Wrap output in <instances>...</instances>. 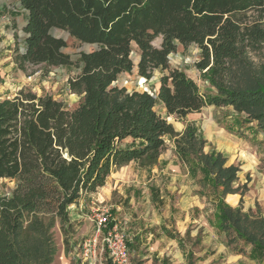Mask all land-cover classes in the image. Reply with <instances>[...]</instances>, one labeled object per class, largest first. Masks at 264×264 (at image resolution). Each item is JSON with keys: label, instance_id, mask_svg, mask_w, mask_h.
I'll list each match as a JSON object with an SVG mask.
<instances>
[{"label": "trees", "instance_id": "16d2710c", "mask_svg": "<svg viewBox=\"0 0 264 264\" xmlns=\"http://www.w3.org/2000/svg\"><path fill=\"white\" fill-rule=\"evenodd\" d=\"M19 3L26 24L23 50L15 49L13 57L17 68L73 65L53 29L93 49L80 53L79 72L67 80L71 92L83 95L73 110L29 90L0 100V180L14 181L10 193L0 195V264H52L54 227L66 251L75 231L70 207L131 162L155 165L168 139L190 176L208 190L209 222L224 234L226 245L264 262V215L258 206L255 212L243 209L248 188L247 182L237 184L238 166L227 164L220 152H204L205 141L194 126L180 134L154 110L159 102L167 115L183 119L207 106L231 107L244 116L236 125L255 123L250 130L264 134V0ZM158 37L159 48L152 44ZM178 44L200 50L195 66L205 71L215 93H201L183 71L169 68L168 56ZM133 46L139 52L136 66ZM249 52L261 55L260 61L249 68L248 79H238L231 68ZM134 67L146 81L157 69L163 73L154 95L113 85ZM229 194L240 196L236 207L225 201ZM126 245L133 247L128 240ZM105 264L113 263L107 259Z\"/></svg>", "mask_w": 264, "mask_h": 264}, {"label": "rangeland", "instance_id": "374dc122", "mask_svg": "<svg viewBox=\"0 0 264 264\" xmlns=\"http://www.w3.org/2000/svg\"><path fill=\"white\" fill-rule=\"evenodd\" d=\"M25 19L26 13L20 7L19 0H0V100L12 98L20 90H29L37 95H50L66 109L73 110L83 95L71 92L67 80L78 74L76 61L87 48L68 33L53 29L51 34L65 41L63 52L70 56L73 65H28L25 70H21L14 64L13 57L15 49L23 50ZM152 44L159 48L161 37L156 38ZM199 53L200 50L193 44L187 47L178 44L175 52L168 56L169 68L183 71L196 82L201 93H215V88L207 81L205 71H199L195 66ZM260 57L259 54L247 53L242 60L233 64L232 74L238 79H248L249 68L255 69ZM131 59L136 66L139 52L134 46ZM162 74L157 69L151 79L146 81L137 76L134 67L130 73L121 74L113 85L125 87L127 91L146 90L154 95ZM154 110L165 117L180 134L187 125L194 126L197 134L205 141L204 152H220L228 163L238 166L237 184L247 182L248 188L243 197L244 210L251 208L255 212L258 206L264 214V134L255 135L250 130L249 127L255 123L242 122L240 126L236 125L243 121L244 116L236 114L231 107L207 106L183 119L167 115L159 102H156ZM178 163L182 162L176 153L174 142L168 139L155 165L142 167L131 162L111 172L103 188L70 207L71 219L76 225L69 238L68 251L65 250L58 225L54 227L57 252L52 264H88V256H84L87 260L80 259L83 257L82 245L85 243L84 247H89V240L96 234L97 221L103 217L107 219L106 231L109 223L113 222L124 240L135 244L133 249L128 248L129 264H171L173 243L169 246L159 229L160 225L184 238L186 249L193 253L194 259H198L195 264L245 262L244 259L235 260L236 258L230 263L225 261L230 251L226 249L221 252L224 237L207 223V216L210 214L208 210L211 208L208 190L203 189L197 179L182 178L179 175L171 177ZM135 181H145L146 184L142 188H133ZM13 187L14 181L0 180V195H8ZM238 199V195L226 197L227 203L233 207L237 206ZM103 230L99 233L96 246L100 264H105L108 259L101 240L105 234ZM197 236L200 240L195 239ZM165 251H169L170 255L166 257ZM90 259L93 264V257ZM249 264L264 263L253 261Z\"/></svg>", "mask_w": 264, "mask_h": 264}, {"label": "crops", "instance_id": "0c3cea01", "mask_svg": "<svg viewBox=\"0 0 264 264\" xmlns=\"http://www.w3.org/2000/svg\"><path fill=\"white\" fill-rule=\"evenodd\" d=\"M26 24V19H25V23H24V26ZM182 162V161H181ZM228 163V162H227ZM228 164H234L232 162H229ZM175 172H172L171 174V177H178L181 176L182 178H186V177H190V174H189V171H188V168L186 167V165L182 162L181 164L178 163L176 166H175ZM163 174H165L163 171H161ZM160 175V173L158 174V176ZM152 178V177H151ZM194 179V178H192ZM150 180H147V182H150ZM145 181H135L134 184L132 185L133 188H142L145 186ZM234 195H238V194H229L227 195L226 197L228 196H234ZM226 197H225V201H226ZM238 197L240 198V196L238 195ZM244 197V196H243ZM209 200V199H208ZM210 201V200H209ZM239 201V199H238ZM227 202V201H226ZM211 203V201H210ZM230 205V204H229ZM238 205V203H237ZM233 207V206H232ZM236 207V206H235ZM257 207V206H256ZM244 209V207H243ZM249 209V208H248ZM251 209V208H250ZM260 209V208H259ZM247 210V209H246ZM256 210V209H255ZM210 212V214L207 216V223L210 225V227L213 229V230H216L212 225L211 223L209 222L211 220V215H212V204H211V208L208 210ZM261 211V210H260ZM262 213V212H261ZM263 214V213H262ZM264 215V214H263ZM161 230V233H163V235L165 236V238L168 240L169 242V246L173 243V249H172V258L173 260L171 261V264H189L192 263V264H195L197 262L198 259H194L193 258V253L191 251H188L185 247V240L183 237L179 236L178 234L174 233V232H171L168 230V228L164 225H160V228ZM217 232H219L218 230H216ZM220 233V232H219ZM186 234H188V232H186ZM224 237V234L221 233ZM196 240H200L199 239V236H197L195 238ZM195 240V241H196ZM137 242V240H135V243ZM133 244V247H134V243ZM137 244V243H136ZM133 247L131 249H133ZM176 248V249H175ZM229 250L230 253L227 254V257L225 258L226 262L227 263H230V262H233V260H238V259H241V260H245V262L243 261L242 264H249L250 262H253V261H257V262H261V263H264L263 261H258V260H254V259H250L247 257V255H242V254H236L235 252H233L231 249H229V247L226 245L225 243V240H224V246H223V251L221 252H225V250ZM191 253L192 254V258L189 259L188 257V254ZM169 251H165V256H169ZM200 261V259H199Z\"/></svg>", "mask_w": 264, "mask_h": 264}, {"label": "built area", "instance_id": "2783aa9c", "mask_svg": "<svg viewBox=\"0 0 264 264\" xmlns=\"http://www.w3.org/2000/svg\"><path fill=\"white\" fill-rule=\"evenodd\" d=\"M106 220H107L106 217L98 219L96 234L93 239L89 240V243L87 245L89 246L88 248L84 247L86 245L85 243H83L82 245L83 257H81L80 259L81 260L85 259L88 256V261L91 264L90 258L93 257V264H98V263L100 264L99 262L100 255L98 251L96 252V246H97V239L99 238V233L104 229L103 232H105V234L101 240L105 245L108 259H110V261L113 264H129L128 247L126 245V240H124V236L117 231L115 223L111 228L108 229V231H106L105 230V227L107 225Z\"/></svg>", "mask_w": 264, "mask_h": 264}, {"label": "water", "instance_id": "95a60500", "mask_svg": "<svg viewBox=\"0 0 264 264\" xmlns=\"http://www.w3.org/2000/svg\"><path fill=\"white\" fill-rule=\"evenodd\" d=\"M85 47L87 48L85 52H91V50L93 49V46L91 47L89 44H84ZM90 46V48H89Z\"/></svg>", "mask_w": 264, "mask_h": 264}]
</instances>
